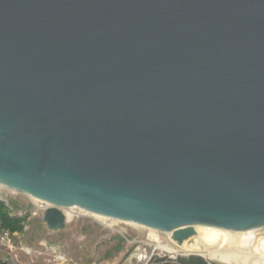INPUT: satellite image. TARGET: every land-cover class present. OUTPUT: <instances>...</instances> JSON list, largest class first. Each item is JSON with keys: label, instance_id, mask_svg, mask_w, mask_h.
<instances>
[{"label": "water", "instance_id": "95a60500", "mask_svg": "<svg viewBox=\"0 0 264 264\" xmlns=\"http://www.w3.org/2000/svg\"><path fill=\"white\" fill-rule=\"evenodd\" d=\"M0 185L50 231L263 227L264 0H0Z\"/></svg>", "mask_w": 264, "mask_h": 264}, {"label": "rangeland", "instance_id": "374dc122", "mask_svg": "<svg viewBox=\"0 0 264 264\" xmlns=\"http://www.w3.org/2000/svg\"><path fill=\"white\" fill-rule=\"evenodd\" d=\"M0 200L11 215L24 217L23 229L12 236L19 264H143L155 247L156 238L161 243L171 244L173 240L155 236L146 227L120 220L112 222L92 212L69 217L64 229L50 231L42 221V203L1 186ZM258 229L256 232H264Z\"/></svg>", "mask_w": 264, "mask_h": 264}, {"label": "bare ground", "instance_id": "6f19581e", "mask_svg": "<svg viewBox=\"0 0 264 264\" xmlns=\"http://www.w3.org/2000/svg\"><path fill=\"white\" fill-rule=\"evenodd\" d=\"M0 186L4 187L3 185ZM29 198L36 203H42V208L50 205L37 198ZM61 210L65 214L66 218L70 217V219L80 214L86 215L87 212H89L76 206L62 207ZM92 214L94 216L103 217L106 220H111L112 222L119 221L118 219L106 217L96 213ZM127 223L140 226L132 222ZM259 228L264 230V226ZM148 229L155 236L159 235L167 237L169 241L172 240L170 232H161L152 228ZM194 229L195 234L183 240L180 244L175 240H172L171 244L170 242L161 243L158 238H156L154 248L173 255H180V252H182L183 255H187L189 253L200 254L209 260L217 261L219 264H264V232H256L258 228L235 231L207 225H194ZM260 240H262V242L258 245ZM235 253H237L238 255H236L242 260L240 258L237 259Z\"/></svg>", "mask_w": 264, "mask_h": 264}, {"label": "trees", "instance_id": "16d2710c", "mask_svg": "<svg viewBox=\"0 0 264 264\" xmlns=\"http://www.w3.org/2000/svg\"><path fill=\"white\" fill-rule=\"evenodd\" d=\"M0 220L4 227L11 232H18L23 229L24 217L19 215H11L4 201L0 200ZM146 264H213L207 259L195 255H177L175 258H170L166 255H153Z\"/></svg>", "mask_w": 264, "mask_h": 264}, {"label": "built area", "instance_id": "2783aa9c", "mask_svg": "<svg viewBox=\"0 0 264 264\" xmlns=\"http://www.w3.org/2000/svg\"><path fill=\"white\" fill-rule=\"evenodd\" d=\"M41 209H43L41 207ZM14 232H11L8 228L4 227L0 220V264H19L16 259V246L14 245L12 236ZM166 255L170 258H175L177 255H173L168 252L161 251L160 249L153 248L149 258L153 255Z\"/></svg>", "mask_w": 264, "mask_h": 264}, {"label": "crops", "instance_id": "0c3cea01", "mask_svg": "<svg viewBox=\"0 0 264 264\" xmlns=\"http://www.w3.org/2000/svg\"><path fill=\"white\" fill-rule=\"evenodd\" d=\"M16 234V232H14V235ZM147 263V260H146V262L145 263H143V264H146Z\"/></svg>", "mask_w": 264, "mask_h": 264}]
</instances>
